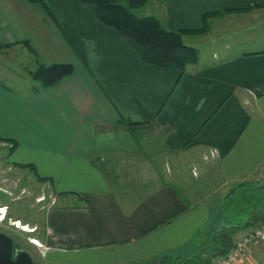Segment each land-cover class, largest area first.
Here are the masks:
<instances>
[{
  "label": "crops",
  "instance_id": "crops-1",
  "mask_svg": "<svg viewBox=\"0 0 264 264\" xmlns=\"http://www.w3.org/2000/svg\"><path fill=\"white\" fill-rule=\"evenodd\" d=\"M141 9L170 32L209 15L182 35L197 63L147 64L80 0H0L3 179L35 181L40 213L11 212L2 183L0 222L36 228L34 264H215L263 223L264 0ZM52 64L74 71L31 80ZM234 264H264V243Z\"/></svg>",
  "mask_w": 264,
  "mask_h": 264
},
{
  "label": "trees",
  "instance_id": "trees-1",
  "mask_svg": "<svg viewBox=\"0 0 264 264\" xmlns=\"http://www.w3.org/2000/svg\"><path fill=\"white\" fill-rule=\"evenodd\" d=\"M24 1L31 5L44 6L45 0ZM148 1L80 0L82 4L94 7L100 23L134 41L142 51L144 62L163 68L175 67L183 73L189 65L197 63L198 52L183 43L182 35L184 32H204L207 28L209 15L203 17L201 30L170 32L165 30L156 18H141L133 13V10L143 8ZM73 71L74 67L71 64L40 65L34 71L29 72V76L32 81L38 82L43 88H48L70 76ZM135 126L137 124L125 125L129 131L133 130ZM262 224H264V220Z\"/></svg>",
  "mask_w": 264,
  "mask_h": 264
},
{
  "label": "rangeland",
  "instance_id": "rangeland-1",
  "mask_svg": "<svg viewBox=\"0 0 264 264\" xmlns=\"http://www.w3.org/2000/svg\"><path fill=\"white\" fill-rule=\"evenodd\" d=\"M144 9H138V10H133V13L137 16L140 17L143 14ZM4 81L1 78V72H0V84L3 83ZM7 85H10L12 87V83H6ZM13 88V87H12ZM4 146L1 144L0 142V187L2 188L4 183V171H3V166L4 164ZM10 180V179H9ZM18 178L14 179L12 178L10 181H8L7 186L11 187V194L9 195V189L5 188L6 184L4 185V188L7 189V191L5 193H3L7 198H8V202L10 201L9 205L11 208V212L13 211L14 213H17L18 216L24 218V219H29V218H35L37 219V215H39L40 213H36L35 214V210L28 207V205H33L36 201V196H38V193H36L35 188H34V184L35 181L32 182V184L27 183L26 186L25 184L22 185V183H18ZM4 183V184H2ZM17 183V184H16ZM11 185V186H10ZM20 186H24V189H20ZM4 189V191H5ZM31 207V206H30ZM10 212V211H9ZM8 218V217H6ZM5 218V219H6ZM39 219V218H38ZM20 223L19 221H12L9 219L4 220L3 222H0V229L2 231H7L9 234V236L14 240V244L15 247L18 248H24L25 250H30L32 251L33 254L37 255L39 248L34 247L33 242L35 241V229L36 228H32V227H28L31 231L30 232H24L22 231L18 226ZM4 224V225H3ZM14 224H16L14 226ZM21 224V223H20ZM39 245V244H36ZM38 249V250H37Z\"/></svg>",
  "mask_w": 264,
  "mask_h": 264
},
{
  "label": "built area",
  "instance_id": "built-area-1",
  "mask_svg": "<svg viewBox=\"0 0 264 264\" xmlns=\"http://www.w3.org/2000/svg\"><path fill=\"white\" fill-rule=\"evenodd\" d=\"M0 215L1 221L5 218L7 211ZM264 243V224L251 226L244 229L242 236L233 243V246L223 255L215 259V264H234L247 252L250 247H258Z\"/></svg>",
  "mask_w": 264,
  "mask_h": 264
},
{
  "label": "water",
  "instance_id": "water-1",
  "mask_svg": "<svg viewBox=\"0 0 264 264\" xmlns=\"http://www.w3.org/2000/svg\"><path fill=\"white\" fill-rule=\"evenodd\" d=\"M0 264H34L30 254L15 247L14 240L0 232Z\"/></svg>",
  "mask_w": 264,
  "mask_h": 264
},
{
  "label": "bare ground",
  "instance_id": "bare-ground-1",
  "mask_svg": "<svg viewBox=\"0 0 264 264\" xmlns=\"http://www.w3.org/2000/svg\"><path fill=\"white\" fill-rule=\"evenodd\" d=\"M0 212L3 213V212H5V211L2 210V211H0ZM18 224H19L18 227H19L22 231H24V232H30V231H31L28 227H26V226H22L20 223H18ZM14 225H16V224H14ZM33 243L37 244V242H35V241H34Z\"/></svg>",
  "mask_w": 264,
  "mask_h": 264
}]
</instances>
